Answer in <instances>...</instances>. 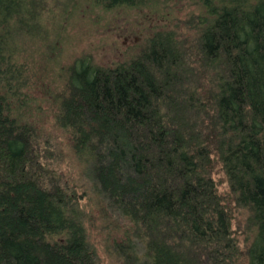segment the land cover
Returning a JSON list of instances; mask_svg holds the SVG:
<instances>
[{
	"label": "trees",
	"instance_id": "16d2710c",
	"mask_svg": "<svg viewBox=\"0 0 264 264\" xmlns=\"http://www.w3.org/2000/svg\"><path fill=\"white\" fill-rule=\"evenodd\" d=\"M197 3L191 42L158 28L127 60L80 56L57 94L56 123L89 161L92 191L132 226L111 245L121 264H234V207L253 234L247 264H264V0ZM26 6L0 0V264H102L79 195L26 114L33 71L15 38L29 32Z\"/></svg>",
	"mask_w": 264,
	"mask_h": 264
},
{
	"label": "rangeland",
	"instance_id": "374dc122",
	"mask_svg": "<svg viewBox=\"0 0 264 264\" xmlns=\"http://www.w3.org/2000/svg\"><path fill=\"white\" fill-rule=\"evenodd\" d=\"M25 1L28 15L23 11L21 16L29 32H20L15 38L21 51L18 60H25L33 71L27 89L26 114L43 138L48 139L69 190L79 195L86 231L101 263L121 264L110 254L111 245L126 235L124 231L131 233L132 226L101 204L92 191L86 175L89 161L74 154L69 135L56 123L57 94L70 78L69 66L80 56H91L95 63L103 65L127 60L138 51L142 40L158 28H176L191 42L196 31L188 28L187 22L199 13L197 0H157L139 9L111 10L95 5L93 0ZM204 81L203 92L210 87L208 78ZM213 176L219 191L227 194L229 188L219 163L214 167ZM233 215L232 228L237 232L242 251L234 264H247L245 250L253 238L246 231L248 213L234 207Z\"/></svg>",
	"mask_w": 264,
	"mask_h": 264
}]
</instances>
